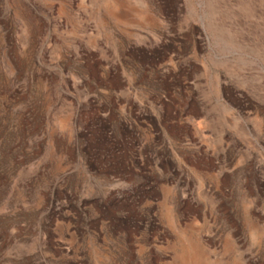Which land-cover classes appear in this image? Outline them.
I'll list each match as a JSON object with an SVG mask.
<instances>
[{
    "label": "rangeland",
    "instance_id": "obj_1",
    "mask_svg": "<svg viewBox=\"0 0 264 264\" xmlns=\"http://www.w3.org/2000/svg\"><path fill=\"white\" fill-rule=\"evenodd\" d=\"M0 264H264V0H0Z\"/></svg>",
    "mask_w": 264,
    "mask_h": 264
}]
</instances>
